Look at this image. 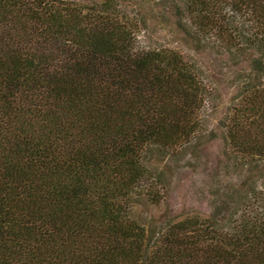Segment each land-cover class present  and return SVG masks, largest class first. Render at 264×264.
<instances>
[{"label": "trees", "instance_id": "1", "mask_svg": "<svg viewBox=\"0 0 264 264\" xmlns=\"http://www.w3.org/2000/svg\"><path fill=\"white\" fill-rule=\"evenodd\" d=\"M153 24L243 63L222 122L242 177L210 213L147 225L150 156L206 133L211 94ZM0 264H264V0H0Z\"/></svg>", "mask_w": 264, "mask_h": 264}, {"label": "rangeland", "instance_id": "2", "mask_svg": "<svg viewBox=\"0 0 264 264\" xmlns=\"http://www.w3.org/2000/svg\"><path fill=\"white\" fill-rule=\"evenodd\" d=\"M144 37L177 46L191 56L206 75L211 94L203 108L206 133L186 152L150 156L151 164L163 171L165 197L158 206L138 201L135 214L147 225L188 213L206 215L222 204L223 192L242 177L228 157L222 122L236 92V76L242 72L243 63L211 44H193L169 26L153 24Z\"/></svg>", "mask_w": 264, "mask_h": 264}]
</instances>
